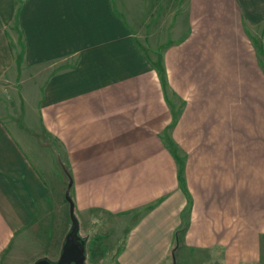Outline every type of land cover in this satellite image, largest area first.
Segmentation results:
<instances>
[{
	"label": "crops",
	"instance_id": "obj_1",
	"mask_svg": "<svg viewBox=\"0 0 264 264\" xmlns=\"http://www.w3.org/2000/svg\"><path fill=\"white\" fill-rule=\"evenodd\" d=\"M68 193L86 264H264V0H0V261Z\"/></svg>",
	"mask_w": 264,
	"mask_h": 264
},
{
	"label": "water",
	"instance_id": "obj_2",
	"mask_svg": "<svg viewBox=\"0 0 264 264\" xmlns=\"http://www.w3.org/2000/svg\"><path fill=\"white\" fill-rule=\"evenodd\" d=\"M67 200L70 204L72 227L66 237L60 258L56 262L41 259L34 264H86V242L82 240L79 234L80 226L69 193L67 194Z\"/></svg>",
	"mask_w": 264,
	"mask_h": 264
},
{
	"label": "rangeland",
	"instance_id": "obj_3",
	"mask_svg": "<svg viewBox=\"0 0 264 264\" xmlns=\"http://www.w3.org/2000/svg\"><path fill=\"white\" fill-rule=\"evenodd\" d=\"M40 72L41 71H38V72H36V74L38 75V74H40ZM34 76H35V73H34ZM37 84H39V81H37V80H33V86H34V88H35V85H37ZM114 222L115 223H120V222H124L123 220H121L120 218L119 219H115L114 220ZM64 244V243H63ZM13 248H14V246L12 247V248H10L6 253V257L7 258H9V256H10V254L13 252ZM16 248H17V245H16ZM60 251H62L61 249H59V251L57 250V253L59 252L60 253ZM56 253V252H55ZM43 258H47V259H49V260H51V261H57L58 259H59V256H56V255H52V254H49V256L48 257H45V256H43V257H40V258H36L35 260H33V261H25V262H22V263H18V261H20V260H23L24 258L23 257H21V256H18L17 257V262L16 263H12L11 262V264H34L35 262H37V261H39V260H41V259H43ZM90 259H97V258H94V257H91L90 256ZM107 261H109L110 263H114L115 262V257H109V258H107ZM10 263V259L7 261V259H3V260H1L0 261V264H9ZM89 264H99V262H97V260H96V262H94V261H90V263Z\"/></svg>",
	"mask_w": 264,
	"mask_h": 264
},
{
	"label": "trees",
	"instance_id": "obj_4",
	"mask_svg": "<svg viewBox=\"0 0 264 264\" xmlns=\"http://www.w3.org/2000/svg\"><path fill=\"white\" fill-rule=\"evenodd\" d=\"M71 179H72V178H71V176H70V185H71ZM69 189H71V187H69ZM183 232H185V229L182 230V231H180V232L178 233V235H177L175 248H174V251H173L172 256H171L172 264H176V256H175V253H176V251L179 249V248H178V244H179V241H180L181 234H182ZM64 244H65V242H64ZM50 261H51V260H50ZM52 262H54V261H52Z\"/></svg>",
	"mask_w": 264,
	"mask_h": 264
}]
</instances>
